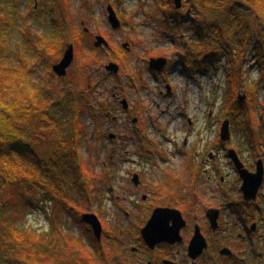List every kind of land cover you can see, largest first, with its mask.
Returning a JSON list of instances; mask_svg holds the SVG:
<instances>
[{
	"label": "rangeland",
	"instance_id": "374dc122",
	"mask_svg": "<svg viewBox=\"0 0 264 264\" xmlns=\"http://www.w3.org/2000/svg\"><path fill=\"white\" fill-rule=\"evenodd\" d=\"M17 1L20 5L17 23L22 25L19 30L24 27L28 37L34 34L35 37L48 38L53 29L48 23L51 15L46 12L43 1ZM59 1L67 22L66 49L68 43L74 45L75 60L67 77L59 78L54 73L53 67L62 60L65 49L61 58L50 57L45 64L37 63L33 80L36 83L52 82L54 85L58 82L65 85L67 94L78 98L85 95L79 121L84 135L83 181L87 193L75 194L77 192L72 190L75 205L70 215H60L58 204L45 206L47 217L42 208L33 207L20 211L19 215L24 223L34 225L39 230H50L53 222L48 216H54L53 224L57 228L61 227L66 237L61 239L60 244H71L61 252L51 249L52 254L45 264H79L82 260L93 264H147L154 252L150 251L151 255L145 256L146 262H143V255L131 250L143 246L139 240L141 229L146 226L156 207L177 202L176 208L188 215L190 222L196 216H203L205 209L209 207L210 191L204 187L199 190L198 199L194 202L193 193L186 187L185 181H177L174 186L166 184L175 176L176 179L185 178L184 174L190 179L192 167L198 166L195 162L192 165L186 162V152L190 153V147H183L184 139L189 134L187 119L194 121L196 131L190 141L200 143V140L206 139L210 150L213 143H217L219 136L221 137L224 121L229 120L231 140L227 142L228 146L240 153L246 166H255V160L251 158L254 151L251 150L250 137L245 136V131L255 126L262 134L260 138H264V74L259 57L250 48L245 62L240 66L237 98L239 103H247V109L233 120L226 108V99L229 93L232 95L227 79L228 74H231L227 57L221 60L220 70L203 74L196 72L193 74L194 79L187 77L180 69L170 74L167 83L175 87L174 96H167L164 86L166 83H157L149 74L151 58L156 59L162 55L165 59L176 61L177 57L184 54L183 49H187L186 42L196 43L190 31L191 22L184 28L181 26L180 31L160 23L159 0ZM109 5L115 9L122 22L119 30H113L108 22ZM252 26L260 29L259 24L253 23ZM13 34V48L18 45L19 52L25 51L30 46L27 38L21 39L16 31ZM174 35L178 36L177 45L172 43L173 37L176 38ZM97 37H103L109 46L96 47ZM124 44H129L128 48ZM111 63L120 67L118 75L106 69ZM137 77L142 79H136ZM253 90L256 93L252 94L249 101L251 103H248L249 92ZM115 95H122L131 107L136 106L139 115L135 112L125 114L116 102ZM240 96L246 97L243 103ZM132 116L140 118L141 126L132 122ZM115 117L118 119L115 120ZM198 135L200 139L196 140ZM110 136L117 138L112 140ZM179 150L184 154L179 153ZM197 151L201 153L200 148ZM259 154L264 158V145L260 147ZM220 161L225 162L224 169L222 165L218 167L227 177L230 199L238 200V175L226 160ZM208 167L210 164L203 165L199 159V168ZM133 173H142L144 190L136 188L132 183ZM201 173L200 171L199 176ZM201 179L204 184L211 185L208 174ZM182 184L181 191L179 189ZM15 194L18 198V192ZM143 195L148 197L145 202L142 200ZM21 204L19 201L18 208ZM91 213L97 215L102 222V241H98L90 227L82 222V216ZM261 217L264 219V209ZM236 218L235 215L230 218L226 214L224 226L228 231L234 228ZM262 242L264 247V237ZM78 245L83 246L81 251L73 247Z\"/></svg>",
	"mask_w": 264,
	"mask_h": 264
},
{
	"label": "trees",
	"instance_id": "16d2710c",
	"mask_svg": "<svg viewBox=\"0 0 264 264\" xmlns=\"http://www.w3.org/2000/svg\"><path fill=\"white\" fill-rule=\"evenodd\" d=\"M42 1L51 15L48 23L53 33L48 38L28 37L24 27L19 30V1L0 0V264H45L51 249L61 252L71 246L60 244L65 236L62 228L53 224L54 216H48L53 222L50 230H39L24 223L19 213L30 207L42 208L47 217L45 206L58 204L60 215H70L75 194L87 193L79 121L85 95L67 94L65 85L58 82L33 80L35 65L45 64L50 57L61 58L67 45V22L60 1ZM182 1L179 10L175 0H159L158 20L177 31L192 23L190 31L196 43L189 42L191 47L179 62L186 69L200 74L218 71L221 60L228 58L231 74L226 76L232 95L226 99V108L236 120L247 109V103H239L237 89L240 66L250 48L258 55L264 74V0ZM253 23L259 24L260 31ZM15 31L21 39L27 38L30 46L25 51L19 52L18 45L13 48ZM255 93L249 92L248 103ZM261 135L255 126L245 131L255 154L264 145ZM73 247L81 251L83 246Z\"/></svg>",
	"mask_w": 264,
	"mask_h": 264
},
{
	"label": "flooded vegetation",
	"instance_id": "af4514ba",
	"mask_svg": "<svg viewBox=\"0 0 264 264\" xmlns=\"http://www.w3.org/2000/svg\"><path fill=\"white\" fill-rule=\"evenodd\" d=\"M172 43L177 45V38L173 37ZM188 43L189 42L185 43V48H189ZM130 50L131 49L129 48V51ZM183 51L184 54L182 53L181 57L179 56L180 52H178L179 58L177 57L176 61H171L167 58V63L162 71L153 70L149 62V74L157 81V83H166L164 86L168 93L167 96L175 95V87L172 84L167 83V77L170 74H174L176 73V71H178V69H180L181 71H183L182 73H186L187 77L194 79L193 74L196 73V70L193 71L192 68L186 69L181 63H179L181 62V59L185 57V50L183 49ZM159 58L164 57L162 55H159L156 59ZM152 59L153 58H151V60ZM136 79L141 80L142 78L140 79V77H137ZM115 98L116 102L119 103V106L122 107L125 114L129 115L135 112L137 115H139L138 109L136 110V106L131 107L128 100L123 98L122 95H115ZM124 101L128 103L127 108L123 103ZM132 117V122L137 126H141L142 121L140 120V118L135 116ZM210 117H212V113L210 114ZM117 119L118 117H115V120ZM187 125V131L189 132V134H187L184 139L183 147H190V153L186 152V162H188L189 165H192V163L195 162L198 166L192 167V174L190 179H187L186 174H184L185 178L180 177L179 179H176L177 176H175V178L172 179L169 183H166L168 180L165 183L167 185L174 186V183L177 181H185L186 187L191 193H193L194 202L198 199L199 190L203 189L204 187L205 189L210 191L208 195L209 207L205 209L203 216H196L194 221L190 222L188 219V215H184L181 210L176 208V205L178 204L177 202L171 205L161 204L162 206L160 205L156 208L173 209L178 210L182 213L183 218L186 221V227L181 230L180 240L174 244H171L169 242L160 243L154 250H152L146 245L141 236L139 240L141 241L143 246L140 249L132 248L131 251L133 253H139L140 255H143V262H146L145 256L151 255L150 251L154 252V256L151 260L147 261V264H264V247H262V239L264 237V219L261 217V215H263L264 209V178L262 186L260 187L256 198L247 199L245 193L242 190L245 181L236 168L235 162L230 156V151L234 149L229 147L227 142H223L220 136V140L218 139L217 143H213V147L215 150L213 149V147L210 150V145H207L209 141H207L206 139L200 140L201 145L203 144L202 146L200 145V143L191 142L190 139L193 138V135L196 132L194 129V121L192 119H187ZM139 131H141V129H139ZM116 138L117 136H115V138L112 140H116ZM198 138L200 139V136L196 137V140ZM174 143L175 145L178 144L176 141ZM198 148L201 149V153L197 151ZM193 150L194 152H192ZM179 153L184 154L182 150H179ZM236 153L239 160L243 164L244 169L247 170L250 174H257L260 167V161H262L261 164L264 168V158L261 157L259 153H253L254 155L251 157L255 160V166H248V164L246 166V164L243 162L242 157L240 156V153L238 151H236ZM199 159L201 160V164H210V167L199 168ZM220 160H226L228 165H231V167L233 168L235 174L238 175V200L230 199L227 177L224 176L222 170L218 167L219 165H222V168L224 169L225 162H221ZM200 171L202 173L199 176ZM205 174H208L211 178V185L209 183H203L201 178ZM135 175L138 176V182L134 183L133 178H131L132 183L136 188L144 190L145 185H143L142 173H133L132 177H134ZM182 188L183 184L180 186L179 190L182 191ZM185 196L187 197V195ZM147 198L148 197L146 195L142 196V200L144 202L147 201ZM154 210L152 211V213L154 212ZM226 214H229L230 218H232L233 215L237 217L233 222L234 228L231 231H228L224 226ZM90 229L92 230L91 227ZM196 236L197 238H199V245L205 248L202 254L194 259L191 256L190 247Z\"/></svg>",
	"mask_w": 264,
	"mask_h": 264
},
{
	"label": "water",
	"instance_id": "95a60500",
	"mask_svg": "<svg viewBox=\"0 0 264 264\" xmlns=\"http://www.w3.org/2000/svg\"><path fill=\"white\" fill-rule=\"evenodd\" d=\"M176 6L178 9H181L183 6L182 0H175ZM108 22L111 25L113 30H119L122 26V23L115 11V9L109 5L108 8ZM108 47V42L103 37H97V42L95 43L96 47L100 46ZM129 44H124L125 48H128ZM75 60V47L73 44H69L64 53L62 60L54 65L53 71L59 78H65L68 75V70L72 66ZM167 63V60L164 58L152 59L150 61V66L153 70L162 71ZM106 69L114 74L119 73L120 67L116 64L111 63ZM246 97H241L240 100L243 103ZM127 108L128 103L123 102ZM111 139H114L115 136H110ZM221 140L223 142H229L231 140V131H230V121L226 120L221 129ZM230 156L236 164V168L240 172L245 183L242 188L243 192L247 199H254L258 194L260 187L263 183L264 178V168L262 167V161H260V167L257 174L252 175L247 170L244 169L243 164L239 160L236 150L230 151ZM133 182H138V176L133 177ZM82 221L89 225L95 237L98 241L102 240L103 236V225L97 215L85 214L82 216ZM186 227V221L183 218V215L178 210L173 209H162L157 208L154 210L152 217L146 224V226L141 230V236L145 241L146 245L154 250L160 243L169 242L174 244L180 240L181 230ZM205 247L199 245V238L193 240L190 247L192 258H197L202 254Z\"/></svg>",
	"mask_w": 264,
	"mask_h": 264
}]
</instances>
